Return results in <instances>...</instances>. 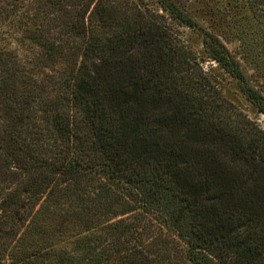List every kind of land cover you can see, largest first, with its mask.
I'll return each instance as SVG.
<instances>
[{
  "label": "trees",
  "instance_id": "1",
  "mask_svg": "<svg viewBox=\"0 0 264 264\" xmlns=\"http://www.w3.org/2000/svg\"><path fill=\"white\" fill-rule=\"evenodd\" d=\"M155 2L0 0V263L264 264V132L170 22L262 115L264 97L180 0ZM245 5L264 66V0Z\"/></svg>",
  "mask_w": 264,
  "mask_h": 264
},
{
  "label": "rangeland",
  "instance_id": "2",
  "mask_svg": "<svg viewBox=\"0 0 264 264\" xmlns=\"http://www.w3.org/2000/svg\"><path fill=\"white\" fill-rule=\"evenodd\" d=\"M140 1V0H138ZM151 9L161 13L155 0H143ZM185 12L202 29L217 36L239 62L247 83L264 97V66L252 63L249 51L242 45L238 22L249 17L245 0H180ZM237 20L236 22H234ZM169 22V21H168ZM174 32L191 51L202 70L219 90L223 100L241 112L264 132V115L257 111L243 94L240 84L210 60L198 30L180 27L170 22ZM240 39V40H239ZM255 42V40H254ZM248 55V56H247ZM4 264V263H0Z\"/></svg>",
  "mask_w": 264,
  "mask_h": 264
}]
</instances>
